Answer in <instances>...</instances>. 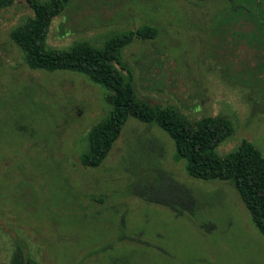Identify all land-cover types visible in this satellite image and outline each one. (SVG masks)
I'll return each instance as SVG.
<instances>
[{
	"label": "rangeland",
	"instance_id": "obj_1",
	"mask_svg": "<svg viewBox=\"0 0 264 264\" xmlns=\"http://www.w3.org/2000/svg\"><path fill=\"white\" fill-rule=\"evenodd\" d=\"M262 7L264 0H71L50 22L45 46L98 48L155 28L154 39L122 49L136 97L191 120L222 116L232 132L219 156L246 140L264 157V101L236 76L246 54L214 46L223 14ZM30 15L25 0L0 9V158L10 157L0 164V264H11L17 245L36 264H264V236L236 192L188 177L157 127L129 118L98 168L79 165L88 131L107 111L103 90L67 71L26 68L8 34ZM157 172L191 191L193 215L131 193L139 177Z\"/></svg>",
	"mask_w": 264,
	"mask_h": 264
},
{
	"label": "trees",
	"instance_id": "obj_2",
	"mask_svg": "<svg viewBox=\"0 0 264 264\" xmlns=\"http://www.w3.org/2000/svg\"><path fill=\"white\" fill-rule=\"evenodd\" d=\"M70 1L25 0L31 15L9 31L8 37L22 53L27 69L47 73L67 71L103 90L107 111L88 131L86 149L78 155L79 165L85 169L98 168L127 119L153 125L172 141L173 159L183 163L186 175L202 182H227L239 197L253 229L264 236V157L261 152L252 143L241 140L232 151L219 156L216 148L232 132L227 119L202 116L191 120L174 106L150 105L136 97L131 70L122 61V49L134 40L154 39L157 31L153 27L142 26L116 35L98 48L86 42L75 43L66 50L47 48L45 38L49 24ZM12 2L0 0V9L9 7ZM219 23L218 41L214 46L222 54H246L245 61L239 62L236 76L264 101V7L257 9V13L231 9L223 14ZM9 158H0V164ZM131 193L145 203L169 209L176 216L193 215L196 210L191 191L164 172H157L152 178L139 177L131 185ZM11 264L36 263L17 245Z\"/></svg>",
	"mask_w": 264,
	"mask_h": 264
}]
</instances>
